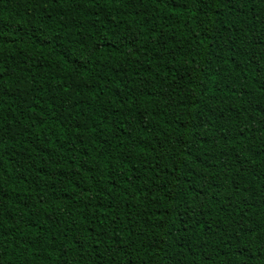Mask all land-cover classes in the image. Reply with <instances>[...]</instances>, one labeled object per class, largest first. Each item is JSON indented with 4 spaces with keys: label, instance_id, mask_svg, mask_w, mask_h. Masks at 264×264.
Wrapping results in <instances>:
<instances>
[{
    "label": "trees",
    "instance_id": "1",
    "mask_svg": "<svg viewBox=\"0 0 264 264\" xmlns=\"http://www.w3.org/2000/svg\"><path fill=\"white\" fill-rule=\"evenodd\" d=\"M0 264H264V0H0Z\"/></svg>",
    "mask_w": 264,
    "mask_h": 264
}]
</instances>
